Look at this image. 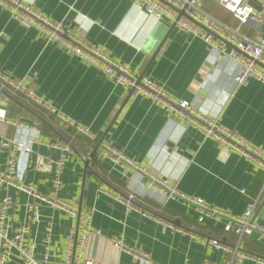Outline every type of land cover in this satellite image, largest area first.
<instances>
[{
    "label": "crops",
    "instance_id": "0c3cea01",
    "mask_svg": "<svg viewBox=\"0 0 264 264\" xmlns=\"http://www.w3.org/2000/svg\"><path fill=\"white\" fill-rule=\"evenodd\" d=\"M28 2L51 20L72 28L115 60L128 64L135 74L144 72L143 75L154 79L169 94L189 100L197 98L209 113L218 112L222 126L264 149V84L252 79L229 90L228 76L232 67L228 63L219 72L210 67L205 72L203 77L207 78L217 73L213 84L207 81L202 84L201 78L195 84L200 70L208 64L209 53V46L199 37L177 30L165 18L156 19L137 8L132 0ZM202 2L205 10L218 20L236 25V19L217 0ZM242 32L250 35L252 30L243 26ZM157 49L158 53L150 60ZM0 71L7 77L23 79L57 112L88 127L94 135V140L87 139L88 143L84 144L83 135L64 126L57 115L19 93L0 89V107L5 109L8 118L28 124L37 122L43 140L71 145L57 195L73 202L78 209L91 212L92 226L98 228L100 234L90 238L88 257L101 264H150L113 246L110 240L120 237L126 244L143 250L153 264H221L227 254L210 243L204 244L202 238L235 241L233 232H225L209 218H201L193 206L180 200L162 203L148 194L136 197L142 208L160 216L164 223L126 210L103 191L123 194L128 185L138 181L133 171L113 166L100 154L99 148L89 158L95 142L119 110L101 142L148 166L180 192L202 198L210 205L239 214L247 203L256 202L253 219L264 224L261 208L264 206V171L254 162L238 152L222 149L195 127L181 122L170 124L169 110L147 96L127 97L128 92L105 77L97 66L80 60L56 42H47L39 28L12 18L2 6ZM14 132L12 124L0 121V138L11 137ZM162 144L167 147L166 153L156 151ZM7 155L8 148L0 144V167ZM58 156V150L34 144L24 181L49 195L52 192L49 162ZM88 158L95 175L87 177L83 186V161ZM6 193L13 198L9 217L14 224L21 223L28 197L15 188L0 187V198ZM39 212L41 216L32 224L26 240L36 243V257L40 259L46 228L50 225L49 262L59 264L66 237L76 228V219L44 203L39 205ZM166 222L172 223L175 229H170ZM241 247L264 257V238L246 235ZM7 264L21 262L13 256ZM241 264L261 263L244 260Z\"/></svg>",
    "mask_w": 264,
    "mask_h": 264
},
{
    "label": "built area",
    "instance_id": "2783aa9c",
    "mask_svg": "<svg viewBox=\"0 0 264 264\" xmlns=\"http://www.w3.org/2000/svg\"><path fill=\"white\" fill-rule=\"evenodd\" d=\"M132 1L137 8L156 19L165 18L177 30L203 40L209 46L208 64L213 71L219 72L226 63L231 65L232 72L228 76L229 90L244 85L252 79L264 84V16L250 6L247 0H217L219 5L236 19L235 26L223 23L207 12L202 0ZM0 6L7 8L12 18L39 28L47 42H56L80 60L97 66L105 77L130 92V96H147L169 110L172 114V118L169 119L170 124L181 122L195 127L204 137L215 140L222 149L238 152L244 159L254 162L258 169L264 171V149L252 144L237 132L222 126L218 112L209 113L197 98L189 100L175 97L166 92L154 79L145 75L138 79L139 75L132 72L128 64L115 60L105 50L91 45L78 32L62 22L53 21L43 15L28 0H0ZM243 26L249 27L252 33L250 35L243 33ZM206 81L207 76H201V83ZM1 88H8L23 95L34 104L57 115L67 128L94 140V135L88 127L77 124L66 115L57 112L23 79L7 77L0 71ZM0 121L15 127L11 137L0 138V144L8 148L5 163L0 167V187L15 188L28 197L25 217L18 224H14L8 215L13 204L12 196L6 193L0 198V264H7L13 256H16L21 264H51L49 262L50 225L46 228L40 259L36 257V243L33 240H26L32 224L41 216L39 212L41 203L64 212L69 218L76 219V228L66 237L59 264H101L86 255L90 238L100 234V230L92 226L91 212L79 210L73 202L57 195L62 187L63 168L67 155L72 151L71 145L62 141L43 140L37 122L28 124L8 118L2 107H0ZM36 143L59 151V156L49 162L52 172L50 182L52 192L49 195L40 193L34 185L24 181L28 159ZM157 150L166 153L167 147L164 144L158 145ZM99 152L109 159L113 166L133 171L138 176L137 184L128 185L127 192L123 194L103 190L126 210L164 222L160 216L142 208L136 197L148 194L162 203L168 200H180L183 204L193 206L201 218H209L225 232L234 233V243L202 238L204 244L210 243L227 254L221 264H241L244 260L264 264V257L241 247L242 239L252 232H255L259 238H264V224L253 219L256 202L247 203L241 213L234 214L224 208L210 205L202 198L180 192L166 178L157 175L148 166L139 164L105 142L100 143ZM241 192L243 193L244 189ZM166 224L170 229H175L172 223L166 222ZM110 241L119 251L132 258L153 264L143 250L126 244L120 237L112 238Z\"/></svg>",
    "mask_w": 264,
    "mask_h": 264
},
{
    "label": "water",
    "instance_id": "95a60500",
    "mask_svg": "<svg viewBox=\"0 0 264 264\" xmlns=\"http://www.w3.org/2000/svg\"><path fill=\"white\" fill-rule=\"evenodd\" d=\"M247 3L252 6L257 12H259L261 15L264 16V0H247ZM182 12H180L181 14ZM173 26V25H172ZM167 35L165 36L164 40L161 42L164 43L165 39H166ZM158 53V49L154 52V54L151 56L150 60ZM149 60V61H150ZM209 64H205L202 68V70H200L199 75L197 76L196 81L194 82L195 84L200 81L201 76H203L205 74V72L208 70L209 68ZM144 74V72H141L140 75L138 76V79ZM130 96V92H128L127 97ZM124 104H122L121 107H123ZM120 110L115 114L113 120L110 122V124L108 125V128L105 130V132L103 133V135L95 142L93 149L91 150L90 154H89V158L92 157L95 152L97 151V149L100 146V143L102 141V139L104 138L105 133L108 131L109 127L112 125V122L115 120V118L118 116ZM89 158L85 159L84 162V170H83V186H85L86 184V178L89 177L90 175H95V173L93 171L90 170L89 167ZM39 163H42V160H38ZM82 197L83 194L81 196V201H82ZM262 209H264V206L261 207ZM80 210V209H79ZM250 236H254L256 237L257 234L255 232H252L250 234Z\"/></svg>",
    "mask_w": 264,
    "mask_h": 264
},
{
    "label": "rangeland",
    "instance_id": "374dc122",
    "mask_svg": "<svg viewBox=\"0 0 264 264\" xmlns=\"http://www.w3.org/2000/svg\"><path fill=\"white\" fill-rule=\"evenodd\" d=\"M213 74V73H212ZM215 76H217V73H214L213 75H212V77L213 78H211V76H209L208 78H207V84H213V82H215L214 81V77Z\"/></svg>",
    "mask_w": 264,
    "mask_h": 264
},
{
    "label": "trees",
    "instance_id": "16d2710c",
    "mask_svg": "<svg viewBox=\"0 0 264 264\" xmlns=\"http://www.w3.org/2000/svg\"><path fill=\"white\" fill-rule=\"evenodd\" d=\"M81 135H82V134H81ZM83 137H84L85 139H82V140L80 139V140L83 141L84 144H85L86 142L88 143V141H87L88 138H86L85 136H83ZM88 140H90V139H88ZM91 144H92V142H91ZM78 147H79V146H77V145L75 146L76 150L79 151ZM247 251H248V250H247ZM262 257H263V256H262Z\"/></svg>",
    "mask_w": 264,
    "mask_h": 264
}]
</instances>
